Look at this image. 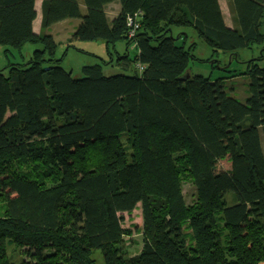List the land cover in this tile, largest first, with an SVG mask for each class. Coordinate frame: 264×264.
I'll return each instance as SVG.
<instances>
[{"label":"trees","instance_id":"1","mask_svg":"<svg viewBox=\"0 0 264 264\" xmlns=\"http://www.w3.org/2000/svg\"><path fill=\"white\" fill-rule=\"evenodd\" d=\"M227 2L232 27L218 0H42L35 31V0H0V47L34 45L0 69V264H264V56L238 54L263 43L264 0ZM65 19L79 20L67 46L101 39L110 60L61 66L49 28ZM137 204L131 252L123 214Z\"/></svg>","mask_w":264,"mask_h":264},{"label":"rangeland","instance_id":"2","mask_svg":"<svg viewBox=\"0 0 264 264\" xmlns=\"http://www.w3.org/2000/svg\"><path fill=\"white\" fill-rule=\"evenodd\" d=\"M67 20V19H65ZM66 21H62L60 23H57V25H53L49 28L51 30V33L54 35V39L57 42V47L55 51V57L59 58L63 55L61 61V66H63L66 70L71 71L72 75L75 76L78 74V70L84 66V65H92V64H104L103 62H108L109 56L106 51V44L104 40H96V41H73L74 47L67 46L66 40L71 37V34L73 33V24L64 25ZM72 21L71 23H73ZM39 20H37V23L35 26L38 27ZM261 32L264 35V22L261 25ZM175 35H177L176 31L174 32ZM184 33L188 34V37L186 39V45L195 42V50L194 54L198 58L206 59L210 57L212 53V49L200 38L197 37L196 32L192 28H187ZM177 43H180V41H177ZM26 46L31 51L33 50L34 45L32 43H26L23 47V49L18 52L16 49L11 48V51H8L5 53L4 49L0 47V69L6 66L8 61L13 62H20L24 63V58L26 56H30V54L26 53ZM124 42L118 41L115 45V48L118 52L122 53L124 52ZM130 54L131 56L134 54V50H132V47L130 48ZM263 53L264 56V40L261 44H255L250 49L243 48L238 51L239 59L241 61L248 60L250 58H256L259 57ZM228 53L219 51V54L215 56L214 58L220 59L221 62L227 63L226 67L231 64L232 69H236L237 71H243L244 70V64L238 62L236 59H234V55ZM26 55V56H25ZM27 59V58H26ZM196 61V60H195ZM194 61V64L192 65V70L194 73L198 72L200 74H203L205 76H208L211 74V79H215L217 76L223 75V71H220L216 68L211 67L210 61ZM260 64H264V57L259 62ZM104 67L105 72H111L115 73L118 72L117 67L114 66H108L107 64ZM242 78V82H246V78H243V76H239L238 79ZM229 156H225L222 159H218L216 161L215 169L216 171L220 170H226L229 168ZM30 167V165H29ZM32 168V167H31ZM183 192L184 196L187 202H189L195 194V188L193 184L188 181L183 183ZM123 226L130 228L132 234H131V242L130 240H127L126 243L129 246V249L131 252H137L140 249L141 246V234L140 230L142 227V215H141V209L140 204H137L136 207L130 212V213H124L123 214ZM95 258L97 260L98 264H103L102 258L98 253L95 254ZM15 257V256H14Z\"/></svg>","mask_w":264,"mask_h":264},{"label":"crops","instance_id":"3","mask_svg":"<svg viewBox=\"0 0 264 264\" xmlns=\"http://www.w3.org/2000/svg\"><path fill=\"white\" fill-rule=\"evenodd\" d=\"M41 2H42V0H35V7H36V10H37V16H36V18H35V20L33 22V26H34L35 31H38V29H39V25H38V27L35 26V24L37 23V20H39V24H40V21H41ZM218 3H219L220 11H221V14H222V17H223V20H224L225 24L227 26H229V27H232L233 26V20H232V16H231V13H230V9H229V5H228L227 0H218ZM105 11H106L107 17L111 19L114 15L118 14V12L120 11L119 2L118 1H113V2L108 3L105 6ZM62 21H66V22H63V23H65L64 25L73 24V26L71 27V29L73 28V30H74L75 26H77V24L79 22L78 19H67V20H62ZM62 21H59L57 23H60ZM72 21H74V22L71 23ZM57 23L53 24V25L56 26ZM50 32H51V30H50ZM124 49H125V47H124ZM25 52L30 54V52H32V50L30 51L28 49V47L26 46ZM28 57L29 56H26V58H28Z\"/></svg>","mask_w":264,"mask_h":264},{"label":"built area","instance_id":"4","mask_svg":"<svg viewBox=\"0 0 264 264\" xmlns=\"http://www.w3.org/2000/svg\"><path fill=\"white\" fill-rule=\"evenodd\" d=\"M131 22V21H130Z\"/></svg>","mask_w":264,"mask_h":264}]
</instances>
